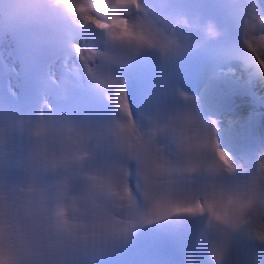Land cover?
<instances>
[{
    "label": "clouds",
    "instance_id": "9594fccd",
    "mask_svg": "<svg viewBox=\"0 0 264 264\" xmlns=\"http://www.w3.org/2000/svg\"><path fill=\"white\" fill-rule=\"evenodd\" d=\"M7 40L39 102L0 103V264H91L173 218L198 225L211 264H264V128L236 156L225 117L204 110L225 78L264 89V0H0ZM146 54L158 70L135 111L125 72ZM196 54L208 61L198 93L175 71ZM77 92L110 111L73 104ZM197 202L203 211L171 210ZM157 204L170 214L156 218ZM241 242L260 251L237 253Z\"/></svg>",
    "mask_w": 264,
    "mask_h": 264
},
{
    "label": "snow or ice",
    "instance_id": "6c2138e0",
    "mask_svg": "<svg viewBox=\"0 0 264 264\" xmlns=\"http://www.w3.org/2000/svg\"><path fill=\"white\" fill-rule=\"evenodd\" d=\"M132 2H135V0H132ZM138 39L143 40V34H138L137 36ZM120 101H121V106L127 110L128 108V103H127V99L126 97L123 95V89H121V95H120ZM222 158L224 157V154L222 153ZM208 207L210 209L213 210V214L217 216V218H221V215L218 211H216V204L215 202H209ZM171 210L176 212V213H182V212H187V213H195L198 211H203V205H201L199 202H197L196 204H177L174 206H171ZM154 211L157 213L156 218H162L163 216H166L169 213V206L166 205H161V204H157V206L155 207Z\"/></svg>",
    "mask_w": 264,
    "mask_h": 264
},
{
    "label": "bare ground",
    "instance_id": "6f19581e",
    "mask_svg": "<svg viewBox=\"0 0 264 264\" xmlns=\"http://www.w3.org/2000/svg\"><path fill=\"white\" fill-rule=\"evenodd\" d=\"M2 47H3V51L7 54V56H8V58L10 59L9 61H10V65L9 64H7V66H8V71H9V73L11 74L13 71H11V69H16L15 68V66H14V64H13V62L14 61H16V56H15V48H16V45H15V41H13V40H7V41H3L2 42ZM56 68H57V70H59V61H57V64H56ZM127 86H128V90H129V94H130V100H131V92H132V89H133V85H132V83L131 82H127ZM183 87H184V85H182ZM185 88V87H184ZM261 89V88H260ZM186 90V89H185ZM243 110V107H242V105L241 106H238L237 107V111H241V110ZM244 111V110H243ZM240 114H241V112H240ZM223 116V115H222ZM232 117V118H235V117H237V116H239V113L238 114H227V115H224L223 117H225V119L224 120H226L228 117ZM238 125V124H237ZM224 126H227V125H225L224 123H222V127H224ZM236 127V126H235ZM226 128V127H225ZM234 128V127H233ZM226 131H228L227 129H225V133H226ZM229 132V131H228Z\"/></svg>",
    "mask_w": 264,
    "mask_h": 264
},
{
    "label": "rangeland",
    "instance_id": "374dc122",
    "mask_svg": "<svg viewBox=\"0 0 264 264\" xmlns=\"http://www.w3.org/2000/svg\"><path fill=\"white\" fill-rule=\"evenodd\" d=\"M257 89H259L260 92L264 95V89H260L258 86H255Z\"/></svg>",
    "mask_w": 264,
    "mask_h": 264
}]
</instances>
